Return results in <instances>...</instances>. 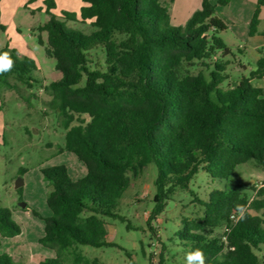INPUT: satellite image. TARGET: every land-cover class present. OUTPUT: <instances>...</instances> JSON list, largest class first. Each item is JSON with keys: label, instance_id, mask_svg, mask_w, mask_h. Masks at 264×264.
Returning a JSON list of instances; mask_svg holds the SVG:
<instances>
[{"label": "trees", "instance_id": "16d2710c", "mask_svg": "<svg viewBox=\"0 0 264 264\" xmlns=\"http://www.w3.org/2000/svg\"><path fill=\"white\" fill-rule=\"evenodd\" d=\"M83 1L79 13L62 11L61 18L90 21L95 28L90 34L67 29L51 12L53 0H45L50 19L39 27L48 32L46 54L55 58L60 73L43 88L63 117L64 149L87 169L78 181L71 180L64 165L42 170L52 187L47 196L52 215L39 242L57 256L39 264H91L75 252L78 245L119 247L109 240L105 218L126 220L117 208L130 187V174L140 175L150 164L157 168L150 226L175 193L189 191L205 171L220 187L206 200L190 192L203 214L183 220L176 232L180 245L186 254L201 249L205 264H260L264 186L245 190L231 177L249 160L264 167V89L253 84L264 78V57L248 77L235 86L225 84L229 62L217 54L231 50L211 33L228 26L216 16L214 0H202L183 26L171 23L160 0ZM217 3L227 6L229 0ZM263 7L264 0H257L252 36ZM96 50L104 53L103 62L92 56ZM4 54L14 66L0 74V92L17 87L11 78L29 89L40 82L34 59L8 46L0 49ZM238 204L245 206L244 219H239ZM21 233L12 212L0 209V245L2 238ZM0 264L16 263L3 251Z\"/></svg>", "mask_w": 264, "mask_h": 264}, {"label": "rangeland", "instance_id": "374dc122", "mask_svg": "<svg viewBox=\"0 0 264 264\" xmlns=\"http://www.w3.org/2000/svg\"><path fill=\"white\" fill-rule=\"evenodd\" d=\"M0 49L8 46L16 49L20 57L35 60V72L39 83L27 88L16 79L11 83L17 87L3 88L0 92V209H9L13 219L21 226L22 233L14 238H2L0 252L10 253L16 264H39L46 258L57 256L55 250L43 246L39 240L44 235L45 219L52 215L47 196L52 187L42 170L64 165L73 181L87 173L85 164L72 152L66 151L63 117L53 106L51 93L43 87L60 78L56 71V60L46 54L47 31L39 27L49 21L45 0H25L24 5L15 7L13 0H2ZM51 12L58 20L62 11L76 12L63 8L73 2L53 0ZM168 9L171 23L183 26L201 6L202 0H160ZM13 2V3H12ZM70 3V4H69ZM216 5V16L228 26L224 31L211 33L220 38L231 50L228 55L219 51L217 58L229 62V75L225 84L235 86L243 76L248 77L257 69V62L264 57V7L260 13V24L255 35H250V21L256 11L255 0H230L227 6ZM67 29L90 34L95 30L90 21H64ZM42 38L43 44L39 38ZM94 58L104 61L100 50L92 52ZM197 72V68L194 69ZM264 89V78L253 81ZM76 124V123H75ZM131 184L124 193L117 212L125 217L105 218L109 240L119 247L94 248L78 245L76 253L82 254L91 264H185L186 252L176 237L184 219L194 220L202 216L203 207L194 200L191 191L206 200L212 190L220 184L205 172L200 171L193 179L190 190H178L168 206L150 226L147 221L153 208L154 181L157 168L150 164L140 175L130 174ZM23 181L21 189L17 181ZM231 180L243 189L264 186V167L255 160L241 164ZM21 204H25L23 208ZM37 212L40 217L33 214ZM130 223V224H129ZM131 227V228H128ZM154 229V230H153ZM222 232V229L218 230ZM264 264V245L257 252ZM72 261H69L71 264Z\"/></svg>", "mask_w": 264, "mask_h": 264}, {"label": "clouds", "instance_id": "9594fccd", "mask_svg": "<svg viewBox=\"0 0 264 264\" xmlns=\"http://www.w3.org/2000/svg\"><path fill=\"white\" fill-rule=\"evenodd\" d=\"M14 66L13 61L7 56V54L0 55V74L10 71ZM239 219L245 218V206H236ZM205 254L201 249H193L186 254L185 264H205Z\"/></svg>", "mask_w": 264, "mask_h": 264}, {"label": "crops", "instance_id": "0c3cea01", "mask_svg": "<svg viewBox=\"0 0 264 264\" xmlns=\"http://www.w3.org/2000/svg\"><path fill=\"white\" fill-rule=\"evenodd\" d=\"M13 2H14V6L15 7H18V6L24 5L25 0H13ZM71 2H73V3L70 4ZM229 2H230V0H229ZM255 2H256V5H257V0H255ZM2 3H3V1L1 0L0 1V12H1V5H2ZM66 3H68V0H66ZM70 3L69 4L72 5L73 8H71L68 4L67 5L64 4L63 8H66V9H69L70 8L71 10H75L77 13H79L80 12V9L85 5V2L83 0H70ZM1 16H2V13L0 15V20H1Z\"/></svg>", "mask_w": 264, "mask_h": 264}, {"label": "water", "instance_id": "95a60500", "mask_svg": "<svg viewBox=\"0 0 264 264\" xmlns=\"http://www.w3.org/2000/svg\"><path fill=\"white\" fill-rule=\"evenodd\" d=\"M22 185H23V181L21 180V181H17L16 182V188L18 189V188H21L22 187ZM22 205V207L23 208H25L26 207V205L25 204H21Z\"/></svg>", "mask_w": 264, "mask_h": 264}, {"label": "built area", "instance_id": "2783aa9c", "mask_svg": "<svg viewBox=\"0 0 264 264\" xmlns=\"http://www.w3.org/2000/svg\"><path fill=\"white\" fill-rule=\"evenodd\" d=\"M232 218H233V220H236L237 219V215H234Z\"/></svg>", "mask_w": 264, "mask_h": 264}]
</instances>
